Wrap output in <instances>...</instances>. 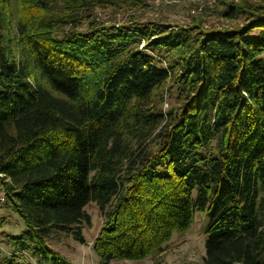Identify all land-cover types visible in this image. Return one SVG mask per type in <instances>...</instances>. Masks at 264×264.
Listing matches in <instances>:
<instances>
[{"label":"trees","instance_id":"trees-1","mask_svg":"<svg viewBox=\"0 0 264 264\" xmlns=\"http://www.w3.org/2000/svg\"><path fill=\"white\" fill-rule=\"evenodd\" d=\"M4 2L0 175L35 256L68 264L43 238L89 225L84 208L93 202L105 218L93 251L105 264L162 252L202 211L209 223L201 264H264V0L234 30L101 28L61 38L41 16L10 32ZM137 35L150 52L171 54L166 68L131 47ZM172 76L181 105L159 150L138 163L133 145L162 122L149 101ZM216 139L217 153L205 156Z\"/></svg>","mask_w":264,"mask_h":264},{"label":"rangeland","instance_id":"rangeland-1","mask_svg":"<svg viewBox=\"0 0 264 264\" xmlns=\"http://www.w3.org/2000/svg\"><path fill=\"white\" fill-rule=\"evenodd\" d=\"M37 2L35 12L29 10L30 2ZM195 0H5V27L14 33L18 20L29 16H41L51 19L54 37L61 38L71 33H90L98 29L130 32L136 28L154 31L165 28L167 31H186L196 36L220 30L241 28L250 17L249 5H258L262 0H216L213 8L206 9L198 16L189 13ZM245 4V7H244ZM230 6H242L244 13L229 14ZM32 12V13H31ZM69 16V18H68ZM54 21V22H53ZM66 21V22H65ZM4 27V28H5ZM260 31L250 33L257 37ZM5 34V32H4ZM157 38V37H154ZM153 38H150V41ZM145 35H137L131 47L152 55L158 67L166 68L171 54L167 51L147 48ZM1 46V44H0ZM175 57V55H174ZM264 57V54H263ZM179 77V74H178ZM180 90L174 79L168 81L154 92L150 101L151 112L162 115V122L154 133L133 150L139 163L145 155L157 152L161 145L159 134L164 133L167 124L174 119L181 105ZM218 140L212 141L203 149L205 156L217 153ZM204 167L202 164H199ZM90 218V224L82 223L79 227L68 230L50 229L43 238V244L55 252L68 264H105L93 251V242L105 223L95 203L90 202L84 208ZM209 223L206 211L196 212L189 229L184 233H175L164 246L162 252L141 261L113 260L107 264H201L205 257V232ZM26 233L24 222L8 202H0V264H49L35 256V244L22 238ZM80 238L82 241H79Z\"/></svg>","mask_w":264,"mask_h":264},{"label":"built area","instance_id":"built-area-1","mask_svg":"<svg viewBox=\"0 0 264 264\" xmlns=\"http://www.w3.org/2000/svg\"><path fill=\"white\" fill-rule=\"evenodd\" d=\"M216 5V0H195L190 6L189 13L194 16L202 14L206 9L213 8ZM2 175H0V202L4 203L7 199L4 187L2 185Z\"/></svg>","mask_w":264,"mask_h":264}]
</instances>
